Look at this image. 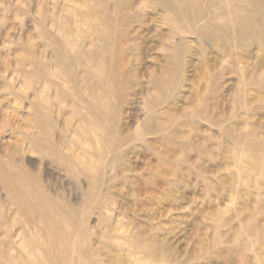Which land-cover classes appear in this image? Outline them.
<instances>
[{"label": "rangeland", "instance_id": "1", "mask_svg": "<svg viewBox=\"0 0 264 264\" xmlns=\"http://www.w3.org/2000/svg\"><path fill=\"white\" fill-rule=\"evenodd\" d=\"M0 264H264V0H0Z\"/></svg>", "mask_w": 264, "mask_h": 264}]
</instances>
